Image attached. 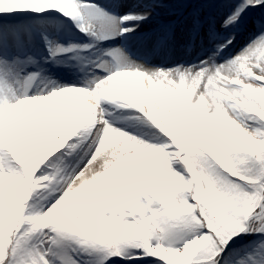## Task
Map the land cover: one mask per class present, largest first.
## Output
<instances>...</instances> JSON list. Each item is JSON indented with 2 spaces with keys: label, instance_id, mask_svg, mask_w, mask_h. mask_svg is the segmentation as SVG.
<instances>
[{
  "label": "snow or ice",
  "instance_id": "6c2138e0",
  "mask_svg": "<svg viewBox=\"0 0 264 264\" xmlns=\"http://www.w3.org/2000/svg\"><path fill=\"white\" fill-rule=\"evenodd\" d=\"M0 264H264V0H0Z\"/></svg>",
  "mask_w": 264,
  "mask_h": 264
}]
</instances>
